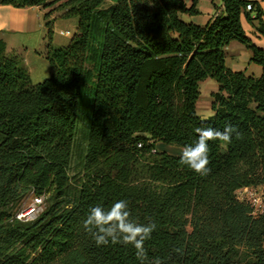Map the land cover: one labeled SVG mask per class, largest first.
I'll use <instances>...</instances> for the list:
<instances>
[{"label": "trees", "instance_id": "1", "mask_svg": "<svg viewBox=\"0 0 264 264\" xmlns=\"http://www.w3.org/2000/svg\"><path fill=\"white\" fill-rule=\"evenodd\" d=\"M197 1L116 0L103 8L105 0H0L15 8L56 4L44 14V81L32 84L21 56L0 39V264H140L131 245L97 246L81 226L90 207L120 199L133 219L157 225L144 264H264V214L250 215L234 195L264 185V49L241 25L243 17L264 36L262 10L220 0L222 12L205 25L183 21L198 13ZM54 11L77 17L65 46L51 44ZM232 41L250 50L259 76L225 65ZM207 78L216 90L203 119L196 104ZM79 121L86 147L72 187ZM226 123L242 138L209 141L208 175L179 163L195 128ZM29 194L43 196L44 208L18 221L12 210Z\"/></svg>", "mask_w": 264, "mask_h": 264}, {"label": "clouds", "instance_id": "2", "mask_svg": "<svg viewBox=\"0 0 264 264\" xmlns=\"http://www.w3.org/2000/svg\"><path fill=\"white\" fill-rule=\"evenodd\" d=\"M197 140L194 144H186L181 150L179 163L187 166L198 175L206 176L210 173L209 141H223L231 143L233 136L242 138L238 128L226 123L223 130L212 126L197 127L194 129ZM83 230L89 234L97 246L131 245L140 264L147 260L145 242L152 238L157 225L151 218L147 223H140L132 218L129 202L124 199L114 201L110 206L95 205L89 208L81 221ZM177 253L181 249H175ZM152 264H162L159 258Z\"/></svg>", "mask_w": 264, "mask_h": 264}, {"label": "crops", "instance_id": "3", "mask_svg": "<svg viewBox=\"0 0 264 264\" xmlns=\"http://www.w3.org/2000/svg\"><path fill=\"white\" fill-rule=\"evenodd\" d=\"M182 1L186 4V6L191 4V0ZM248 1L256 2V4L261 8V19L262 22H264V0ZM106 2L108 3L106 6L112 5L111 0H105V3ZM55 6L56 4L52 7L46 8L42 6L15 8L10 5H0V39L4 41L6 51L11 52L15 47L24 50L25 55H27L30 51L35 53L39 50V47H41L44 43L45 37L44 14ZM196 10L198 13L195 15L189 16L183 14L186 17L185 22L205 25L215 15L222 12V4L220 0H198ZM57 16H60V11L52 12L49 19L51 20L52 17ZM241 25L245 34L251 39V41L256 46L264 49V36H261L257 31H255L253 25L246 22L243 17L241 18ZM75 27L77 30V23ZM224 50L226 54L225 65L232 71H242L245 75H252L256 77L261 74V66L250 61L251 52L242 44L232 41L224 48ZM24 66L26 67V65ZM26 68L29 76L31 77L32 70L28 67ZM214 89L216 90V85H214ZM214 89L211 92H214ZM198 101L196 108L198 107Z\"/></svg>", "mask_w": 264, "mask_h": 264}, {"label": "rangeland", "instance_id": "4", "mask_svg": "<svg viewBox=\"0 0 264 264\" xmlns=\"http://www.w3.org/2000/svg\"><path fill=\"white\" fill-rule=\"evenodd\" d=\"M116 0H111V3L114 4ZM108 3L104 2L102 7H108L106 6ZM181 18L185 21V16L181 15ZM77 23V17H68V18H62L60 16L52 17L51 18V25H52V35H51V44L55 47L58 46H65L69 43L70 38L76 33V25ZM244 24V23H243ZM66 31L69 32V34H64ZM44 49V44L39 47V50H37L35 53L33 51H30L27 55H25L24 50L15 48L11 51L14 53H17L21 56L22 63L26 65L29 69L32 70V75L30 78V81L32 84H36L39 82L44 81L49 76V65L45 58L42 55ZM27 63V64H25ZM86 68L91 69L92 64L91 62L86 63ZM215 82L209 78L205 79L204 81L199 83V89H200V98L198 101V107L196 108V113L201 118L206 119L212 115V111L210 109V92L214 89ZM215 90V89H214ZM83 121H79L76 124L75 128V135L73 140V146L69 161V167H68V175L70 177L69 179V185L72 187L75 186L76 182L81 176V169H82V162L83 157L85 153V147H86V136L85 131L83 128ZM155 148L158 150H163L170 154H179L180 150L177 147L170 146V145H164V144H155ZM32 202V196L29 194L25 198H23L18 204L13 208L12 213H14L16 210L28 206ZM44 208V202L42 204V210Z\"/></svg>", "mask_w": 264, "mask_h": 264}, {"label": "built area", "instance_id": "5", "mask_svg": "<svg viewBox=\"0 0 264 264\" xmlns=\"http://www.w3.org/2000/svg\"><path fill=\"white\" fill-rule=\"evenodd\" d=\"M250 4L245 9L250 10ZM64 34H69L66 31ZM140 146V144H138ZM235 198L240 202L246 203L250 207V215L258 216L264 214V185L244 186L235 191ZM43 196H32V202L25 207L16 210L13 218L25 222L34 219L41 211Z\"/></svg>", "mask_w": 264, "mask_h": 264}]
</instances>
